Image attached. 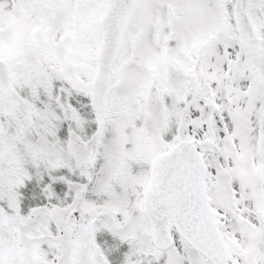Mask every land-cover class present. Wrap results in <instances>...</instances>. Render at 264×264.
<instances>
[{"label": "snow or ice", "instance_id": "6c2138e0", "mask_svg": "<svg viewBox=\"0 0 264 264\" xmlns=\"http://www.w3.org/2000/svg\"><path fill=\"white\" fill-rule=\"evenodd\" d=\"M0 264H264V0H0Z\"/></svg>", "mask_w": 264, "mask_h": 264}]
</instances>
